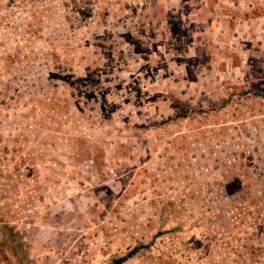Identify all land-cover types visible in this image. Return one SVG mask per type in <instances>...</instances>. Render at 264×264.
I'll use <instances>...</instances> for the list:
<instances>
[{"label":"rangeland","instance_id":"rangeland-1","mask_svg":"<svg viewBox=\"0 0 264 264\" xmlns=\"http://www.w3.org/2000/svg\"><path fill=\"white\" fill-rule=\"evenodd\" d=\"M264 264V0H0V264Z\"/></svg>","mask_w":264,"mask_h":264},{"label":"trees","instance_id":"trees-1","mask_svg":"<svg viewBox=\"0 0 264 264\" xmlns=\"http://www.w3.org/2000/svg\"><path fill=\"white\" fill-rule=\"evenodd\" d=\"M137 252V249L134 248L131 251H129L125 256L119 258L117 261H115V264H122L125 261H127L129 258H131L133 255H135Z\"/></svg>","mask_w":264,"mask_h":264}]
</instances>
